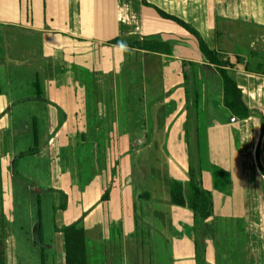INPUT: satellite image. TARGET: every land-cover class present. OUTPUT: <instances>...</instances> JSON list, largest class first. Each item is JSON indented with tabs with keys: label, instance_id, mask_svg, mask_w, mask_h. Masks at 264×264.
<instances>
[{
	"label": "crops",
	"instance_id": "crops-1",
	"mask_svg": "<svg viewBox=\"0 0 264 264\" xmlns=\"http://www.w3.org/2000/svg\"><path fill=\"white\" fill-rule=\"evenodd\" d=\"M200 39L227 56L249 117L226 107ZM34 41L41 66L31 76L44 104L43 122H34L49 140L32 156L49 159L55 225L84 218L88 264H148L152 243L154 264H264V0H0L3 242L25 155L7 146L9 77ZM191 163L211 203L198 224L171 197ZM139 206L153 215L149 237L140 234ZM55 237L64 255V235Z\"/></svg>",
	"mask_w": 264,
	"mask_h": 264
},
{
	"label": "rangeland",
	"instance_id": "rangeland-1",
	"mask_svg": "<svg viewBox=\"0 0 264 264\" xmlns=\"http://www.w3.org/2000/svg\"><path fill=\"white\" fill-rule=\"evenodd\" d=\"M26 40L19 38V42L24 44ZM33 52L24 51L18 54V65H11V77H9V93H11V101H14L11 110V126L12 132L7 139V146H11V154L14 151L23 153L24 158L17 159L16 170L21 173L20 177H15L11 185V212L9 213L10 234L9 239L5 242L8 249V264H43L42 250L45 257L44 264H65V254L59 255V249L55 244V212L53 208V195L50 191L51 178L49 159L40 155L36 159L29 152L33 149L38 152L41 147L47 146L49 136L45 127L40 124L35 126L34 119L44 120V104H39L37 98L38 87L36 88V80L31 74L40 63V50L36 41L31 42ZM18 73H23L16 76ZM22 101V102H19ZM135 104V103H134ZM133 104V106H134ZM37 127V128H36ZM37 131V136L36 132ZM133 135L142 136L139 129L135 130ZM36 137L38 143L36 142ZM46 152V151H44ZM26 156V157H25ZM194 159V158H193ZM150 185V181H149ZM139 187L140 185H137ZM148 184L146 183V187ZM136 187V188H137ZM13 189V190H12ZM139 206V225L140 234L149 237L150 230H146V220L153 218L152 213L146 209L142 212ZM143 210V211H144ZM41 214V220L39 217ZM8 218V217H7ZM43 226V244L36 235V226L40 223ZM3 237H1L2 239ZM150 239V238H149ZM10 240V242H9ZM153 241V238L150 239ZM149 258L148 264H154L155 261V245L148 251H145ZM156 264V262H155Z\"/></svg>",
	"mask_w": 264,
	"mask_h": 264
},
{
	"label": "trees",
	"instance_id": "trees-1",
	"mask_svg": "<svg viewBox=\"0 0 264 264\" xmlns=\"http://www.w3.org/2000/svg\"><path fill=\"white\" fill-rule=\"evenodd\" d=\"M163 17L174 19L179 24L183 25L189 29L193 34L197 33L187 26L184 22L172 18L165 14L164 12L159 11ZM200 47L203 54L206 56L208 61L211 64H214L218 67L219 73L224 82V93H225V105L231 111L239 115L241 118L245 119L249 117L250 110L243 102L242 92L238 88L237 83L230 72V63L226 59V55L220 52H215L210 50L207 45L200 39ZM260 71V69H259ZM37 87L39 85H36ZM40 95V94H39ZM196 102L195 106L198 103V96L195 95ZM62 121V118H61ZM37 136V131L35 132ZM36 142L38 143L37 137ZM36 152L35 149L31 150L29 153L33 155ZM171 197L174 205L182 208H187L191 210L195 217L196 224L207 220L211 216V203L208 192L203 187L202 181V171L200 167L195 166L191 163L189 169V181L184 183L181 181H173L171 185ZM109 198L108 193L103 197L104 200ZM61 210L67 208V196L61 194V204L58 207ZM57 208H55L56 210ZM41 220V214H39ZM84 218L80 219L78 222H75L69 226L62 228L54 226V231L62 233L65 238V264H88L87 258V238L86 231L84 228ZM36 235L40 240V244H43V226L40 223L36 226L35 229ZM42 254V263L45 262V257L43 250ZM61 255V252H59ZM0 264H7V250L6 243L0 240Z\"/></svg>",
	"mask_w": 264,
	"mask_h": 264
},
{
	"label": "built area",
	"instance_id": "built-area-1",
	"mask_svg": "<svg viewBox=\"0 0 264 264\" xmlns=\"http://www.w3.org/2000/svg\"><path fill=\"white\" fill-rule=\"evenodd\" d=\"M235 121H236V119H235V118H231V119H230V122H231V123H233V122H235ZM133 141H134V142H138V140H137V139H134Z\"/></svg>",
	"mask_w": 264,
	"mask_h": 264
}]
</instances>
